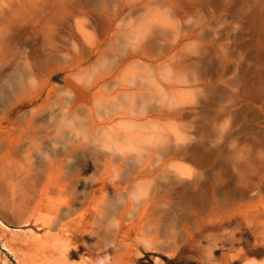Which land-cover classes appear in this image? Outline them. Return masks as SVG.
<instances>
[{"label": "rangeland", "instance_id": "374dc122", "mask_svg": "<svg viewBox=\"0 0 264 264\" xmlns=\"http://www.w3.org/2000/svg\"><path fill=\"white\" fill-rule=\"evenodd\" d=\"M92 5L112 22L108 36L84 14L74 20L82 22L92 45L104 42L113 74L116 54L134 49L144 55L126 61H138L130 84L123 66L117 81L104 87L110 102L85 101L76 119L69 88L49 98L42 125L61 139L43 151L46 160L55 159V173L50 187L44 175L40 187L47 189L43 198L53 211L32 203L14 221L13 210L3 206L12 200L16 180L0 183V264L264 263V0ZM69 48L77 52L71 42ZM97 54L81 71L72 67L71 56L60 58L66 68L52 83L85 86L98 80L104 68L91 67ZM7 76L0 86H8ZM138 85L163 94V102L145 100L161 116L130 113L121 92ZM170 85L180 93H169ZM13 101L11 90L0 105ZM32 107L21 106L9 118ZM92 161L94 171L86 167ZM105 165L103 192L83 205Z\"/></svg>", "mask_w": 264, "mask_h": 264}, {"label": "bare ground", "instance_id": "6f19581e", "mask_svg": "<svg viewBox=\"0 0 264 264\" xmlns=\"http://www.w3.org/2000/svg\"><path fill=\"white\" fill-rule=\"evenodd\" d=\"M92 2L93 0H0V79L7 73L9 78L8 86H0V96H2L0 100L8 97L11 90L15 94V101L10 102L4 108L0 105L2 107H0V149L2 150L0 183H6L10 181V178L16 180V183H11L12 191L10 192L13 198L3 206L4 210H13V213L17 215H12L14 221L24 217L32 203H35L36 209L45 210L47 213L52 210L43 198V195H47V189L44 191L40 187L44 182L43 175L46 177L45 186L50 187L53 181L51 175L54 176L55 173V164H53L55 159L48 156V159L49 157L51 159L46 160L43 151L51 150L61 139L58 132L42 125L44 120L41 117L48 106L49 98L54 94L58 95L61 88H69L75 100V106L69 108V111L76 119L79 108L85 104L83 102L95 100L98 97H101L100 99L105 103L110 102L109 98H104L109 96L105 94V85H110L112 80L117 81L119 69L123 66L128 73L126 81L129 83L128 80L134 73L138 61H135L134 65H128L126 61L144 55L142 51L134 49L116 54L113 62L116 71L112 73L113 69L109 67L110 63H107L112 54L104 51V42L100 39L97 44L92 45L87 39L82 22L74 20L76 13L84 14L102 37L108 36L112 31V22L106 15L100 14ZM86 4H88L87 10L84 8ZM70 42L77 49L75 54L69 48ZM93 54H97L99 58L97 64L91 67L93 69L104 68V74L98 80H93L85 86H56L52 83L55 76L66 68L62 66L64 63L60 62V58L65 59L71 56L72 67L81 71L83 63ZM61 80L64 81L65 78ZM142 85H138L141 87L137 90L123 89L121 92L123 101L128 103L130 113L148 115L154 112V116H161L162 111L149 107L145 100L152 101L157 98L163 102V94L146 90V86ZM170 86L169 93L176 95L180 93L174 85ZM118 96L119 94L116 95ZM119 104L120 102L114 106L104 105L101 111L112 110ZM24 105L33 107L15 120L9 118L14 110ZM148 122L152 121L148 120ZM132 123L136 124V122ZM95 165L92 161L86 167H92L91 170L94 171ZM108 172L109 165H105L103 173L99 177L94 176L96 182L91 183L92 186L94 185L93 196L83 205H90L95 197L103 192L100 191V185ZM69 210L73 211L71 207ZM78 227L72 229L71 233H76Z\"/></svg>", "mask_w": 264, "mask_h": 264}]
</instances>
